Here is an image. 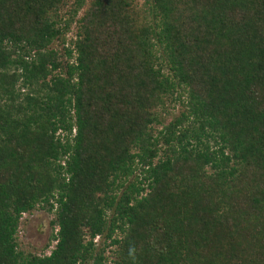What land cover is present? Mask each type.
Listing matches in <instances>:
<instances>
[{
	"label": "trees",
	"instance_id": "trees-1",
	"mask_svg": "<svg viewBox=\"0 0 264 264\" xmlns=\"http://www.w3.org/2000/svg\"><path fill=\"white\" fill-rule=\"evenodd\" d=\"M140 1L0 0V264H264V0Z\"/></svg>",
	"mask_w": 264,
	"mask_h": 264
},
{
	"label": "rangeland",
	"instance_id": "rangeland-1",
	"mask_svg": "<svg viewBox=\"0 0 264 264\" xmlns=\"http://www.w3.org/2000/svg\"><path fill=\"white\" fill-rule=\"evenodd\" d=\"M141 4L142 0L140 1ZM73 30L68 35H71ZM55 45L57 46V51L62 50L60 43H56ZM50 221V214L39 209H36L30 215L25 214L22 216L18 231V240L23 250L38 254L43 251L45 255H49L50 250L55 244L50 241L53 232L49 224ZM47 247L48 249H46Z\"/></svg>",
	"mask_w": 264,
	"mask_h": 264
}]
</instances>
